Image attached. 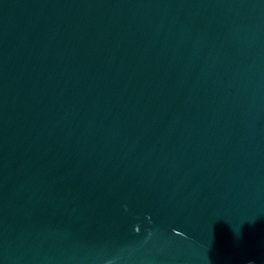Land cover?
Instances as JSON below:
<instances>
[{"label":"water","instance_id":"water-1","mask_svg":"<svg viewBox=\"0 0 264 264\" xmlns=\"http://www.w3.org/2000/svg\"><path fill=\"white\" fill-rule=\"evenodd\" d=\"M0 264H264V0H0Z\"/></svg>","mask_w":264,"mask_h":264}]
</instances>
